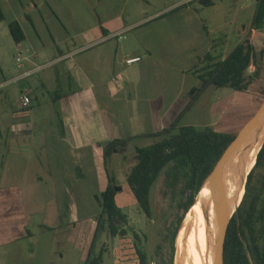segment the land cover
Wrapping results in <instances>:
<instances>
[{
	"label": "crops",
	"instance_id": "crops-1",
	"mask_svg": "<svg viewBox=\"0 0 264 264\" xmlns=\"http://www.w3.org/2000/svg\"><path fill=\"white\" fill-rule=\"evenodd\" d=\"M0 1L4 21H19L27 43L26 58L20 54L16 58L21 68H27L23 74L13 75L15 71L0 56V188L33 189L36 201L46 206L42 212L48 218L52 214L67 218L65 225L70 226L76 219L78 189L91 183L101 199L110 176L130 187L127 174L123 179L127 151L144 147L136 144L139 141L154 144L159 139L154 135L169 128L187 107L172 117L165 97L153 98L146 92L144 66L150 53L145 54L137 39H131L133 46L126 42L125 34L158 18L163 10L146 15L144 0ZM188 1L172 7H184ZM16 44L20 50L22 43ZM135 57L141 60L128 62ZM50 66H60L68 84L56 99L43 95L58 108L56 117L48 104L36 116L33 103L40 99L34 87L22 89V95L32 99L24 107L21 98L22 112L8 102L1 108V101H9L6 88ZM214 88L226 87L211 85L205 90ZM224 104L219 96L204 104L210 125L220 124ZM126 138L131 139L127 146L116 151L107 165L105 145Z\"/></svg>",
	"mask_w": 264,
	"mask_h": 264
},
{
	"label": "rangeland",
	"instance_id": "rangeland-1",
	"mask_svg": "<svg viewBox=\"0 0 264 264\" xmlns=\"http://www.w3.org/2000/svg\"><path fill=\"white\" fill-rule=\"evenodd\" d=\"M144 1L148 8L146 15L159 10H163L162 14L141 23L125 36L127 44L131 45V39H137L145 54L150 53L144 66L143 87L148 88L146 92L153 98L159 95L165 97V105L172 106V117L180 113L186 104L193 102L191 110L181 118L180 126L190 125L201 130L211 126L215 130L239 133L262 106L259 101L264 90V68L260 71V77L252 82L249 91L244 92L228 87L199 91L203 81L192 71L209 62L206 60L208 53L225 59L235 47L248 40L259 50L264 48V29L254 30L253 25L258 0H213L214 4L209 6L201 4V0H191L184 7H172L183 0ZM26 46L27 43L22 42L19 50L8 22L0 23V56L4 58L5 65L15 71L13 75L23 74L27 69L21 68L16 60L19 54L26 58ZM252 71L255 73L256 69ZM64 74L60 66H50L32 76L21 78L6 88L10 95L9 101H1V108L5 109L8 102L15 111L22 112V89L34 87L42 102L33 103L38 117L44 109L42 105L49 103L47 98L50 95L56 96L67 90ZM44 93L47 98L43 96ZM218 96L225 102L224 115L219 125L212 126L204 104ZM48 107L53 108L52 116L56 117L58 108L55 104L50 102ZM136 144L145 146L148 143L139 141ZM123 159L124 179L125 174L137 163L135 148L127 151L126 159ZM250 172L230 217L244 198ZM263 181L264 165L255 172L253 186L256 191H262ZM90 184L78 189L76 219L71 221L70 226L65 225L69 220L60 215L52 214L48 218L42 212L46 206L36 201L33 189L0 188V264H86L101 209V199L97 198L99 196ZM116 184L120 187L117 202L127 215L124 226L128 232L125 236H113L107 230L102 231L94 247L95 254L104 252L103 264H138V247L149 253L153 264L161 261L162 257L168 258L171 253L168 235L173 222L183 211L181 195L166 191L164 176H161L153 189L154 214L150 218L140 207L131 188L123 186L121 182ZM180 235L181 231L176 240L175 264Z\"/></svg>",
	"mask_w": 264,
	"mask_h": 264
},
{
	"label": "trees",
	"instance_id": "trees-1",
	"mask_svg": "<svg viewBox=\"0 0 264 264\" xmlns=\"http://www.w3.org/2000/svg\"><path fill=\"white\" fill-rule=\"evenodd\" d=\"M5 19L6 15L0 1V23ZM253 25L254 30L264 29V0L257 2ZM9 28L16 43L26 40L25 31L19 21H11ZM206 60L209 62L205 66L192 71L203 81V87L199 91L211 85L247 91L249 85L260 77V71L264 68V48L259 50L248 40L235 47L225 59L208 53ZM254 68L255 73L252 71ZM260 103H264V91ZM193 104L190 102L169 128L154 135L159 138L154 144L136 149L137 163L127 174L128 184L137 202L150 218L154 214L153 189L161 176H164L166 191L181 195L183 211L173 222L168 235L170 256L162 257L157 264H175L176 240L182 223L195 204L203 185L238 136V133L223 132L211 127L201 130L190 125L180 126L181 118L191 110ZM130 140L115 139L105 145L107 165L113 154L124 149ZM262 165L264 145L258 154L256 165L248 176L244 198L229 222L224 247V264H264V181L262 191H256L253 186L255 172ZM109 179L108 188L100 195L102 210L86 264L104 262V252L101 251L99 254L94 252L102 231L107 230L113 236H125L128 232L124 226L127 215L116 199L118 194L116 178L110 176ZM211 198L201 209L193 213L189 223L182 229L177 242L176 264H181L188 240L204 225ZM136 237L140 238L138 234ZM137 254L138 264H153L146 250L138 247Z\"/></svg>",
	"mask_w": 264,
	"mask_h": 264
},
{
	"label": "bare ground",
	"instance_id": "bare-ground-1",
	"mask_svg": "<svg viewBox=\"0 0 264 264\" xmlns=\"http://www.w3.org/2000/svg\"><path fill=\"white\" fill-rule=\"evenodd\" d=\"M264 145V127H261L241 147L225 170L224 189L226 194L225 208L228 221L230 215L238 204L244 180L257 162L258 154ZM212 197V198H211ZM211 198L209 211L204 225L188 240L181 264H215V244L218 235L217 202L218 193L215 180L209 179L203 185L197 200L187 213L181 230L189 223L191 216L201 209L205 202ZM177 260V258H176Z\"/></svg>",
	"mask_w": 264,
	"mask_h": 264
},
{
	"label": "water",
	"instance_id": "water-1",
	"mask_svg": "<svg viewBox=\"0 0 264 264\" xmlns=\"http://www.w3.org/2000/svg\"><path fill=\"white\" fill-rule=\"evenodd\" d=\"M200 2L205 6L214 4L213 0H201ZM261 127H264V103L257 111V113L247 122V124L238 133V136L235 139L232 146L227 150V152L224 154L222 159L219 161L214 172L207 179V181L211 178L215 180L216 189L218 193V202H217L218 235L215 244V264H224V247H225L226 235H227L229 222L233 216L232 215L228 219V221H225L226 194L224 189V176H225L226 166L231 160H233V158L239 152L241 147L255 134L256 131L261 129ZM116 190L119 191L120 187H117Z\"/></svg>",
	"mask_w": 264,
	"mask_h": 264
},
{
	"label": "built area",
	"instance_id": "built-area-1",
	"mask_svg": "<svg viewBox=\"0 0 264 264\" xmlns=\"http://www.w3.org/2000/svg\"><path fill=\"white\" fill-rule=\"evenodd\" d=\"M141 60V57H135V58H132V59H129L128 62L129 63H134V62H138ZM31 103V98L29 97L28 94L24 95L23 96V106L24 107H28Z\"/></svg>",
	"mask_w": 264,
	"mask_h": 264
}]
</instances>
